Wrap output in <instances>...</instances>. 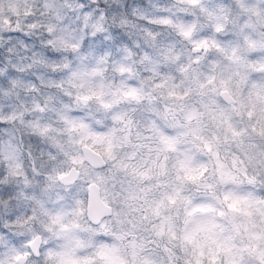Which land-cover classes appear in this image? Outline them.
I'll return each instance as SVG.
<instances>
[{"label": "clouds", "instance_id": "9594fccd", "mask_svg": "<svg viewBox=\"0 0 264 264\" xmlns=\"http://www.w3.org/2000/svg\"><path fill=\"white\" fill-rule=\"evenodd\" d=\"M0 264H264V0H0Z\"/></svg>", "mask_w": 264, "mask_h": 264}]
</instances>
